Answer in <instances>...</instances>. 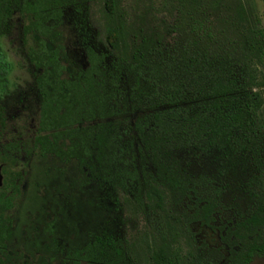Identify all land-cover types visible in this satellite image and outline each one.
<instances>
[{"label": "trees", "instance_id": "trees-1", "mask_svg": "<svg viewBox=\"0 0 264 264\" xmlns=\"http://www.w3.org/2000/svg\"><path fill=\"white\" fill-rule=\"evenodd\" d=\"M103 2L117 53L68 46L84 7ZM148 32L125 0H0V37L15 12L38 68L39 163L20 214L19 176L0 186V264H252L264 258V25L256 0H160ZM6 70L0 64V79ZM136 115L131 126L129 114ZM138 145L136 148V142ZM213 153L215 179L235 177L247 206L222 236L199 242L224 187L196 177L180 151ZM32 178V179H31ZM186 197L194 205L183 209ZM131 203L144 226L123 236Z\"/></svg>", "mask_w": 264, "mask_h": 264}, {"label": "rangeland", "instance_id": "rangeland-1", "mask_svg": "<svg viewBox=\"0 0 264 264\" xmlns=\"http://www.w3.org/2000/svg\"><path fill=\"white\" fill-rule=\"evenodd\" d=\"M256 1L264 25V0ZM125 5L135 27L148 32L164 29L168 15L160 5V0H125ZM76 21L79 22L71 32L67 31L69 49L78 59L84 61L85 50L91 47L105 55L106 65L108 69H112L117 53L111 45L113 38L108 36L105 29L104 3L92 2L84 7L82 17L76 18ZM23 24V17L19 12H15L9 32L0 37V64L3 69L8 70L6 79L2 80L5 85L1 93L0 160L2 159L1 163L7 171L19 173L17 176L20 193L17 207L20 214H29L32 213V203H29L27 197L32 192L33 182L28 178L32 177L30 174L39 164L33 156V149L34 139L38 134L40 106L34 83V68L26 57L22 41ZM128 117L133 127L136 115L131 113ZM137 145L138 141L136 148ZM179 157L196 177L205 176L210 182L224 187L222 194L224 208L215 214L212 226H203L199 223H193L192 226L199 244L205 243L210 248H219L227 255L222 236L236 218L245 212L246 197L235 177L215 179L217 164L213 153L183 150L180 151ZM194 199L186 197L182 208L189 209L194 205ZM124 218L127 225L122 229V235L136 236L144 226L142 215H138L129 203L125 207ZM252 264H264V258L257 257Z\"/></svg>", "mask_w": 264, "mask_h": 264}, {"label": "flooded vegetation", "instance_id": "flooded-vegetation-1", "mask_svg": "<svg viewBox=\"0 0 264 264\" xmlns=\"http://www.w3.org/2000/svg\"><path fill=\"white\" fill-rule=\"evenodd\" d=\"M22 41H23V34H22ZM23 44H24V42H23ZM24 46H25V44H24ZM25 52H26V57H27V59H28V61H29V63L32 65V67L34 68V72H35V78H34V83H35V88H36V93H37V100H38V103H39V106H40V95H39V89H38V82H37V78H38V76H39V70H38V68L30 61V59H29V57H28V55H27V49H26V47H25ZM4 70V69H3ZM8 71V70H7ZM7 71H6V75H5V77H1V79H0V123H1V111H2V104H1V100H2V95H1V93H2V88L4 87V85H5V83H4V81H2L4 78L6 79V76H7ZM39 124H40V120H39ZM1 125V124H0ZM38 131H39V127H38ZM37 135L38 134H36V136H35V139H34V146H35V140H36V137H37ZM33 156L36 158V154H35V147H34V149H33ZM37 159V158H36ZM2 162V159L0 160V169H1V172H2V174H3V179H4V173H3V171H4V169H5V166H3L2 164L3 163H1ZM2 166V167H1Z\"/></svg>", "mask_w": 264, "mask_h": 264}, {"label": "water", "instance_id": "water-1", "mask_svg": "<svg viewBox=\"0 0 264 264\" xmlns=\"http://www.w3.org/2000/svg\"><path fill=\"white\" fill-rule=\"evenodd\" d=\"M3 184V175L1 174V170H0V186H2Z\"/></svg>", "mask_w": 264, "mask_h": 264}]
</instances>
